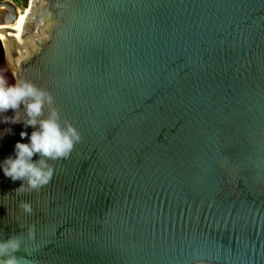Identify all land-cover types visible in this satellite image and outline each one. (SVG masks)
I'll use <instances>...</instances> for the list:
<instances>
[{
    "label": "water",
    "instance_id": "obj_1",
    "mask_svg": "<svg viewBox=\"0 0 264 264\" xmlns=\"http://www.w3.org/2000/svg\"><path fill=\"white\" fill-rule=\"evenodd\" d=\"M0 72L81 135L39 191L0 167L19 264H264V0H0Z\"/></svg>",
    "mask_w": 264,
    "mask_h": 264
},
{
    "label": "clouds",
    "instance_id": "obj_2",
    "mask_svg": "<svg viewBox=\"0 0 264 264\" xmlns=\"http://www.w3.org/2000/svg\"><path fill=\"white\" fill-rule=\"evenodd\" d=\"M53 97L46 90L37 87L26 79H16L10 84L7 77L0 72V116L4 123H21L25 128L32 127L30 137L26 131L20 133L21 138L29 142H17L14 155L8 156L0 163L6 177L13 182L21 181L17 193L39 191L53 178L54 168L48 163L67 158L81 141L79 131L71 124L60 123V113L52 108L46 119H41L45 105L51 106ZM24 119L20 118L21 108ZM14 116L4 115L8 111ZM39 156V159L34 157ZM19 207L27 214H32L30 202L21 201ZM31 232L32 229L30 228ZM19 235L0 239V260L3 264H19L16 253L21 248Z\"/></svg>",
    "mask_w": 264,
    "mask_h": 264
},
{
    "label": "rangeland",
    "instance_id": "obj_3",
    "mask_svg": "<svg viewBox=\"0 0 264 264\" xmlns=\"http://www.w3.org/2000/svg\"><path fill=\"white\" fill-rule=\"evenodd\" d=\"M24 0H16L15 3L17 6H19Z\"/></svg>",
    "mask_w": 264,
    "mask_h": 264
},
{
    "label": "built area",
    "instance_id": "obj_4",
    "mask_svg": "<svg viewBox=\"0 0 264 264\" xmlns=\"http://www.w3.org/2000/svg\"><path fill=\"white\" fill-rule=\"evenodd\" d=\"M10 1H12L13 3H15L16 0H10ZM15 4H16V3H15Z\"/></svg>",
    "mask_w": 264,
    "mask_h": 264
},
{
    "label": "bare ground",
    "instance_id": "obj_5",
    "mask_svg": "<svg viewBox=\"0 0 264 264\" xmlns=\"http://www.w3.org/2000/svg\"><path fill=\"white\" fill-rule=\"evenodd\" d=\"M17 7H18V6H17ZM2 9H4V7H3Z\"/></svg>",
    "mask_w": 264,
    "mask_h": 264
},
{
    "label": "trees",
    "instance_id": "obj_6",
    "mask_svg": "<svg viewBox=\"0 0 264 264\" xmlns=\"http://www.w3.org/2000/svg\"><path fill=\"white\" fill-rule=\"evenodd\" d=\"M29 2H30V0H29Z\"/></svg>",
    "mask_w": 264,
    "mask_h": 264
}]
</instances>
